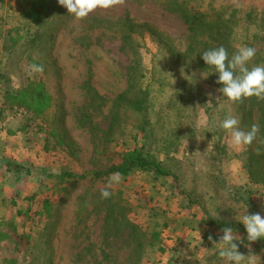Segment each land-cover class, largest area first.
Segmentation results:
<instances>
[{"label":"rangeland","instance_id":"obj_1","mask_svg":"<svg viewBox=\"0 0 264 264\" xmlns=\"http://www.w3.org/2000/svg\"><path fill=\"white\" fill-rule=\"evenodd\" d=\"M173 8L205 12L206 22L224 12L237 48L253 32L264 36V0H121L83 19L58 0H0L5 264H226L213 244L222 230L208 226L206 214L238 223L246 209L264 216L259 104L228 100L213 75L201 78L211 68L183 65L207 50L202 43L217 42L205 23L190 31ZM194 44L198 51L184 53ZM252 47L264 56V39ZM32 64L43 72L30 73ZM140 81L148 108L135 111L126 99L139 96ZM229 115L245 131L259 128L242 150L218 127ZM139 148L172 175L129 172L102 199L110 175L93 172ZM238 250L244 264H264L260 243Z\"/></svg>","mask_w":264,"mask_h":264},{"label":"clouds","instance_id":"obj_2","mask_svg":"<svg viewBox=\"0 0 264 264\" xmlns=\"http://www.w3.org/2000/svg\"><path fill=\"white\" fill-rule=\"evenodd\" d=\"M121 0H58V3L66 8L68 14H72L76 19L87 17L93 10L99 8H109ZM256 55V49L249 46H241L229 57L227 50L223 47L208 49L201 53V59L207 67L213 71L207 75L201 72V78L207 79L210 74H217L216 83L222 85L218 89L221 96L232 102H239L249 97L264 99V66L248 67V62ZM43 67L40 65H30V73H41ZM195 74V73H194ZM196 80V74H195ZM218 127L230 133V146L242 150L245 146L251 145L259 131L257 125H253L250 130L240 128V120L235 115L227 116ZM120 173H112L100 190V197L108 199L112 192L113 185L121 182ZM261 195V194H260ZM242 222L246 231L248 242H255L264 239V216L260 213L245 214L237 220ZM218 242V255L226 264H244L245 256L238 250L237 241L243 242L239 235L234 234L231 227H224ZM209 240L212 237L209 236Z\"/></svg>","mask_w":264,"mask_h":264},{"label":"trees","instance_id":"obj_3","mask_svg":"<svg viewBox=\"0 0 264 264\" xmlns=\"http://www.w3.org/2000/svg\"><path fill=\"white\" fill-rule=\"evenodd\" d=\"M177 9V8H176ZM173 8V10H176ZM182 17L184 18L185 22L187 23L188 29L190 31H196L198 26L200 24L205 23L206 28L210 31L208 33V37L213 39L215 42H217L215 45L211 46L207 43H202L206 49H210V48H216V47H220L223 46L228 54L229 57H231L236 51H237V47L234 46V37H232L230 34L234 31V28L231 25V20L230 18L226 19L223 17L224 12H219L217 14V18H219V22H206L204 20V18L206 17V13L205 12H195L193 10H187L186 8H181V9H177ZM233 13V11H231V14ZM234 24V23H233ZM251 34V33H250ZM125 39L130 41V43H133V40L130 38V36L128 34L124 35ZM250 43L248 41L247 46L252 47V43L256 42L257 39H264V36L262 37V35H260L259 32H253L250 36ZM247 43V42H246ZM194 49L195 51H198L197 47L194 45H189L185 48L184 53H187L188 51ZM259 51L256 52V55L253 57V59L251 61L248 62V67L252 68L255 66H264V56L262 54L259 53ZM182 53L180 54V56L184 57L185 54ZM195 60L193 59L192 61L188 60V61H181L183 63V65H195L198 63H202L205 65V67L207 68L206 64L204 63V61L201 59V55L200 53L194 56ZM263 62V63H261ZM203 68V67H201ZM198 71V70H197ZM213 70L211 69V72ZM214 76L213 79V83L215 86L217 87H222V85H219L216 83L217 80V74L213 73L210 74ZM140 77H144L143 74H140ZM141 78V80H142ZM210 81V80H208ZM142 85L143 82L140 81L138 84V93L139 96L137 95L133 100L131 99H126V107L135 111H141V110H147L148 106H147V96H148V92L144 91L142 89ZM119 100L124 98V94L121 93L119 94ZM256 100V103L259 104V107L257 108V111H259L260 114V119H259V123H263L260 124V130H263V125H264V102H262L264 99H258L257 97L253 96V97H249V98H245L242 99L241 101H239L238 103L241 104L245 101H249L251 103V101ZM246 114L248 113V115H253V110L250 109V105H249V109L247 112H245ZM251 117V116H250ZM251 121V119H250ZM135 170H140V171H147V172H151L153 174H157V175H172L169 171H163L161 168V164L160 161L152 156L150 153H148L147 151H144L142 148L139 149H133L130 150L129 152H127L126 154L123 155V158L120 162L116 163V164H112L110 165L107 169L105 170H101V171H95L93 172V176L97 177V178H102L105 176H109L112 173H120L121 175H126L129 172L135 171ZM59 175V174H56ZM251 179L253 181H258L257 178L254 177V175H252L251 173ZM247 202V201H246ZM127 226H129L131 228V230H136V227L131 224L130 222L126 221L125 222ZM206 224L208 226L217 228L222 230L224 227H231L232 229H237L240 230L241 232H243V234L245 235V239H242L243 242L237 241L239 248H241L243 246V244L248 243L247 239H246V231L244 228V225L242 223H238L232 220H226V219H221L217 216L211 215V214H206ZM256 242L260 243L261 247L264 248V239H258Z\"/></svg>","mask_w":264,"mask_h":264},{"label":"built area","instance_id":"obj_4","mask_svg":"<svg viewBox=\"0 0 264 264\" xmlns=\"http://www.w3.org/2000/svg\"><path fill=\"white\" fill-rule=\"evenodd\" d=\"M23 113V111H19L18 114ZM5 125V121L0 120V130L3 128V126ZM0 264H5L4 262H2L1 258H0Z\"/></svg>","mask_w":264,"mask_h":264},{"label":"crops","instance_id":"obj_5","mask_svg":"<svg viewBox=\"0 0 264 264\" xmlns=\"http://www.w3.org/2000/svg\"><path fill=\"white\" fill-rule=\"evenodd\" d=\"M3 158V157H2ZM4 161V160H3ZM8 160H5V172H7V170L9 169L8 168V162H7ZM3 181H0V184L2 185L3 183H2ZM1 190V189H0Z\"/></svg>","mask_w":264,"mask_h":264}]
</instances>
